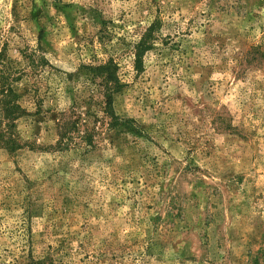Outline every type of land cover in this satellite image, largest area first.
<instances>
[{"label": "rangeland", "instance_id": "rangeland-1", "mask_svg": "<svg viewBox=\"0 0 264 264\" xmlns=\"http://www.w3.org/2000/svg\"><path fill=\"white\" fill-rule=\"evenodd\" d=\"M1 63L32 148H0V264H264V0H0Z\"/></svg>", "mask_w": 264, "mask_h": 264}, {"label": "trees", "instance_id": "trees-1", "mask_svg": "<svg viewBox=\"0 0 264 264\" xmlns=\"http://www.w3.org/2000/svg\"><path fill=\"white\" fill-rule=\"evenodd\" d=\"M156 25L157 22L153 23L135 45V63L142 61L144 53L151 48L150 39ZM37 49L43 51L40 45H38ZM38 59V61H43L44 58L40 56ZM86 72L91 82L96 84L97 90L102 97V112L108 120L107 126L120 130V127L126 122L120 121L113 111V97L122 88L117 74V65L109 59L102 64L87 66ZM20 79L21 74L19 72L9 69L2 63L0 64V148L6 150L9 154H14L25 146L32 148L27 142L21 140L16 131L18 120L28 115V112L19 103L20 94L16 83ZM70 114L67 115V119L61 118L57 124L58 140L56 146L58 149L67 147L70 135L75 130L76 120ZM88 138L89 133L81 136L86 145H90L87 141ZM262 259L264 262V251Z\"/></svg>", "mask_w": 264, "mask_h": 264}]
</instances>
